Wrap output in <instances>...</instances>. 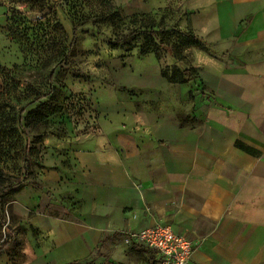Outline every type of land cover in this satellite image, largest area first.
<instances>
[{
  "label": "crops",
  "instance_id": "1",
  "mask_svg": "<svg viewBox=\"0 0 264 264\" xmlns=\"http://www.w3.org/2000/svg\"><path fill=\"white\" fill-rule=\"evenodd\" d=\"M167 1L203 43L188 49L195 85L93 99L66 135L25 142L16 202L42 237L36 258L157 264L122 234L161 223L197 264H264V0Z\"/></svg>",
  "mask_w": 264,
  "mask_h": 264
},
{
  "label": "rangeland",
  "instance_id": "2",
  "mask_svg": "<svg viewBox=\"0 0 264 264\" xmlns=\"http://www.w3.org/2000/svg\"><path fill=\"white\" fill-rule=\"evenodd\" d=\"M148 3L0 0V174L5 177L0 182V245L8 242L1 254L13 264H40L37 259L54 264L50 255L36 258L32 253L42 237L19 214L18 191L11 190L35 160L25 142L47 133L66 135L67 124L75 115L74 121L80 120L93 99L113 103L137 97L140 89V96L158 90L166 99L167 86L183 82L167 81L162 71L176 75L182 65L193 68L188 49L200 46L186 45L178 4ZM113 9L118 17L108 18ZM148 25L156 33L152 43L142 33ZM115 39L122 45L113 47ZM41 94L45 97L33 101ZM90 264L114 261L95 256Z\"/></svg>",
  "mask_w": 264,
  "mask_h": 264
},
{
  "label": "built area",
  "instance_id": "3",
  "mask_svg": "<svg viewBox=\"0 0 264 264\" xmlns=\"http://www.w3.org/2000/svg\"><path fill=\"white\" fill-rule=\"evenodd\" d=\"M126 244L139 245L155 253L157 264H197L191 259L193 242L168 224H155L122 234Z\"/></svg>",
  "mask_w": 264,
  "mask_h": 264
},
{
  "label": "trees",
  "instance_id": "4",
  "mask_svg": "<svg viewBox=\"0 0 264 264\" xmlns=\"http://www.w3.org/2000/svg\"><path fill=\"white\" fill-rule=\"evenodd\" d=\"M118 17V13L115 9L112 10V13L110 14V16H108V18H115ZM142 33H144V39L146 42H153V40L155 39V30L153 29L152 25H148L146 26V28L144 30H142ZM182 35L184 36V38L186 39V45L188 46H202L203 43L201 41V39L194 34L192 31L190 30H184L181 32ZM160 45L162 43L161 40H159L158 42ZM111 44L113 47H117L119 45H122L121 40L119 39H115L111 41ZM147 50H142V52H146ZM181 72L179 74H168L165 71H162V76L165 77V79L169 82H188L190 84V86H194L195 85V76L193 74V68H191L190 66L187 65H182L181 67ZM54 72L53 70L50 71L49 73V80H51L53 78ZM43 97H45V94H41L39 96H37L33 101H37L38 99H42ZM23 111V110H21ZM1 174H0V182L3 181V179L5 178H1ZM21 186V182L18 183L17 185L13 184L12 187V192H17L19 190ZM8 245V242H4L2 245H0V253L2 252V250L5 248V246ZM64 264H90L89 261H70V262H66Z\"/></svg>",
  "mask_w": 264,
  "mask_h": 264
}]
</instances>
